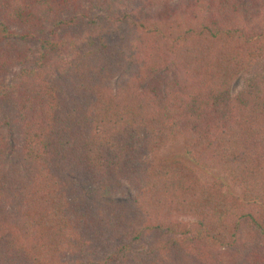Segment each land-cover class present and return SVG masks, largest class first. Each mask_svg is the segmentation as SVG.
<instances>
[{
  "label": "trees",
  "instance_id": "obj_1",
  "mask_svg": "<svg viewBox=\"0 0 264 264\" xmlns=\"http://www.w3.org/2000/svg\"><path fill=\"white\" fill-rule=\"evenodd\" d=\"M262 63L264 0H0V264H264Z\"/></svg>",
  "mask_w": 264,
  "mask_h": 264
},
{
  "label": "rangeland",
  "instance_id": "obj_2",
  "mask_svg": "<svg viewBox=\"0 0 264 264\" xmlns=\"http://www.w3.org/2000/svg\"><path fill=\"white\" fill-rule=\"evenodd\" d=\"M152 13H146L145 19H148ZM261 71L264 72V63H262ZM260 71V70H259ZM249 77V76H247ZM247 77H239L233 84L232 95L237 96L247 88ZM185 141L181 137H172L168 139L161 147L152 154L151 158L157 162L169 160L180 162L183 165L191 168L196 173L200 181L205 185H213L219 183L223 192L231 197L233 195H241V189L223 172L218 170H205L202 167L194 164L186 155Z\"/></svg>",
  "mask_w": 264,
  "mask_h": 264
}]
</instances>
